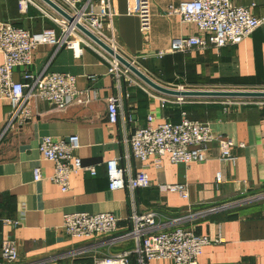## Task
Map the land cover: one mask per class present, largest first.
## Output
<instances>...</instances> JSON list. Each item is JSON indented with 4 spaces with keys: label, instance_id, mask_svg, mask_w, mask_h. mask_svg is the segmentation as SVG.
Returning a JSON list of instances; mask_svg holds the SVG:
<instances>
[{
    "label": "crops",
    "instance_id": "0c3cea01",
    "mask_svg": "<svg viewBox=\"0 0 264 264\" xmlns=\"http://www.w3.org/2000/svg\"><path fill=\"white\" fill-rule=\"evenodd\" d=\"M19 1L0 0L1 22L32 34L45 29H55L61 34L58 26L43 17L35 6H29L28 11L22 13ZM36 1L46 5L44 1ZM112 1L117 13L114 31L119 50L127 58L144 56L139 65L151 79L154 77L171 87L184 86L190 91L264 88V28L238 46L205 51L193 49L160 58L157 54L169 52L173 40L198 34L194 24L163 14L169 6L192 0H150L151 29L147 35L141 32L136 15L138 0ZM233 1L249 8L257 17L264 16V0ZM3 62L0 53V65ZM108 70V64L90 49L86 48L83 55L76 58L65 46L43 44L34 52L31 71L76 76L78 88L88 90L90 102L86 105L70 102L66 109L60 110L34 100L31 102L32 119L23 127L6 130L12 106L0 99V136L3 134L0 142V264H7L1 258L5 240L16 244L19 257L13 264H95L104 255L136 248L132 239L116 244L104 243L103 238L73 239L63 227L64 216L70 213L114 214L119 219L118 235L134 229V215L160 214L158 223L167 224L168 230H192L213 241L203 249L198 264H264V198L244 202L264 196V105L228 104L230 101L219 100L223 98L185 97L187 103L183 105L162 107L159 99L150 98L125 78L117 81ZM14 78L22 81L19 71ZM154 92L160 98L169 96ZM110 97L121 100L116 124L110 123L107 117ZM150 112L156 118L154 126L166 121L180 123L182 112L210 124L216 136L235 142L234 161H222L218 145L211 143L204 163L173 164L166 156L160 166L153 159L143 164L131 154L125 140L147 125ZM72 135L80 138L77 155L82 165L94 167L96 174L84 170L72 176L70 191L65 194L46 178L54 173V168L41 156L39 144L45 136L67 138ZM114 159L121 168L130 169L132 175L145 170L152 185L133 192L111 191L106 163ZM38 167L45 179L35 182L33 170ZM219 173L222 182L217 183ZM162 182L186 184L189 198L184 200L177 193L162 190ZM14 222L20 224L15 226ZM150 264L174 263L160 260Z\"/></svg>",
    "mask_w": 264,
    "mask_h": 264
},
{
    "label": "built area",
    "instance_id": "2783aa9c",
    "mask_svg": "<svg viewBox=\"0 0 264 264\" xmlns=\"http://www.w3.org/2000/svg\"><path fill=\"white\" fill-rule=\"evenodd\" d=\"M51 1L72 20H68L45 2L47 7L36 0H20V10L26 13L29 6H35L43 17L58 26L60 35L55 29H45L40 33L32 34L28 30L0 21V53L4 57V62L0 65V99L8 101L12 106L6 130L23 127L32 119L31 102L34 100L45 102L60 110L66 109L70 102L78 105H86L90 102L88 90L78 88L76 76L57 72L36 74L31 71L34 65V52L43 44L58 48L65 46L74 52L76 58H80L86 48L90 49L108 64V73L117 81L122 78L127 79L130 85L138 86L150 98L159 99L162 107L166 104L187 103L185 97H158L155 95V90L144 82H138L134 73L118 59L119 55L143 72L139 62L141 58H145L144 56L127 58L119 50L114 31V19L117 13L112 0ZM163 14L179 17L183 23L194 24L198 34L173 40L169 52L160 51L157 54L160 58L168 53L188 52L193 49L205 51L210 48L238 46L258 29L264 28V16H255L249 8L236 5L233 0L186 1L177 6H169ZM136 15L140 19L141 32L147 35L151 29L150 0H138ZM80 27L93 34L113 53L90 39ZM17 71L22 81H15L14 74ZM144 74L147 75L145 72ZM90 79L95 80L94 77ZM167 88L188 90L184 86ZM259 91H264V88ZM120 101L116 97L107 100V117L112 124L118 122ZM228 104L264 105V99L230 101ZM181 116L180 123L166 121L154 126L156 118L154 113L150 112L147 116V125L138 128L129 139L125 140L131 154L143 164L153 159L156 165L160 166L161 159L168 156L173 164L189 165L206 162L208 145L216 143L220 150V159L234 161L232 149L236 144L233 139L216 136L210 124L193 120L186 112H182ZM2 137L3 134L0 136V142ZM242 146L241 144L240 147ZM80 148L78 135L67 138L45 136L39 144L41 156L52 163L54 168V173L46 178L58 186L62 193L66 194L70 191L71 178L80 171L89 170L92 175L96 174L94 167L88 168L82 165V160L77 155ZM106 165L111 191L128 189L133 192L152 185L145 170L132 175L130 169L119 166L117 159L108 161ZM33 178L35 182L45 179L41 168L33 170ZM220 182H222L221 173L217 174V183ZM160 188L177 193L184 200L189 198L186 184L170 185L162 182ZM263 198L264 196L261 195L244 202L260 201ZM159 216L160 214L156 213L134 215L132 217L134 229L124 235L117 234L119 219L111 213L66 214L63 227L73 239L103 238L104 243L111 244L122 240H135L137 244L135 249L104 255L95 264H150L152 261L160 260H168L174 264H198L203 249L213 241L192 230L183 228L168 230L167 224L158 223ZM14 224L18 226L20 223L14 222ZM77 254L72 253V255ZM18 257L15 242L5 240L1 248L3 262L13 264L18 262Z\"/></svg>",
    "mask_w": 264,
    "mask_h": 264
},
{
    "label": "water",
    "instance_id": "95a60500",
    "mask_svg": "<svg viewBox=\"0 0 264 264\" xmlns=\"http://www.w3.org/2000/svg\"><path fill=\"white\" fill-rule=\"evenodd\" d=\"M44 1L48 6L55 9L57 12H59L61 15H63L68 20H72L70 16H68L61 8H59L56 4H54L51 0H42ZM80 29L93 41H95L97 44L102 46L104 49H106L108 52L113 53V51L106 46L104 43H102L100 40H98L93 34L88 32L87 30L80 27ZM118 59L121 61L122 64H124L126 67H128L138 78H140L145 84H147L149 87H151L153 90L169 95V96H175V97H211V98H223V99H264V91H240V90H232V91H179L171 88L164 87L158 83H156L154 80H152L150 77L145 75L143 72L138 70L136 67L132 66L128 61H126L121 56H117Z\"/></svg>",
    "mask_w": 264,
    "mask_h": 264
},
{
    "label": "rangeland",
    "instance_id": "374dc122",
    "mask_svg": "<svg viewBox=\"0 0 264 264\" xmlns=\"http://www.w3.org/2000/svg\"><path fill=\"white\" fill-rule=\"evenodd\" d=\"M152 79H154L155 81H157V83H159L160 85H162L164 87H169V86H167V84L165 82L158 81L154 77H152ZM259 90L260 89H256V90H240V91H259ZM212 100H214V99H212ZM219 100H224L223 102H226V101H234V99H228V98L227 99H219ZM240 100H246V99H238V101H240ZM255 100H261V99H255Z\"/></svg>",
    "mask_w": 264,
    "mask_h": 264
},
{
    "label": "trees",
    "instance_id": "16d2710c",
    "mask_svg": "<svg viewBox=\"0 0 264 264\" xmlns=\"http://www.w3.org/2000/svg\"><path fill=\"white\" fill-rule=\"evenodd\" d=\"M186 106H188V105H186ZM192 119V118H191ZM194 120V119H193Z\"/></svg>",
    "mask_w": 264,
    "mask_h": 264
}]
</instances>
